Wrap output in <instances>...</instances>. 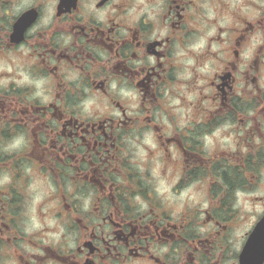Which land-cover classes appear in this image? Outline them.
<instances>
[{"label": "flooded vegetation", "instance_id": "flooded-vegetation-1", "mask_svg": "<svg viewBox=\"0 0 264 264\" xmlns=\"http://www.w3.org/2000/svg\"><path fill=\"white\" fill-rule=\"evenodd\" d=\"M0 264H264V0H0Z\"/></svg>", "mask_w": 264, "mask_h": 264}]
</instances>
